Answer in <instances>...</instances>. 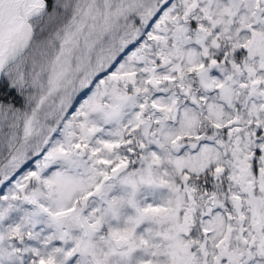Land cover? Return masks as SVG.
Returning <instances> with one entry per match:
<instances>
[{
	"label": "snow or ice",
	"instance_id": "6c2138e0",
	"mask_svg": "<svg viewBox=\"0 0 264 264\" xmlns=\"http://www.w3.org/2000/svg\"><path fill=\"white\" fill-rule=\"evenodd\" d=\"M0 264H264V0H0Z\"/></svg>",
	"mask_w": 264,
	"mask_h": 264
}]
</instances>
